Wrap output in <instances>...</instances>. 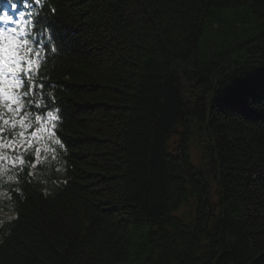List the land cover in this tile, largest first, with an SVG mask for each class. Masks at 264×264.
I'll return each instance as SVG.
<instances>
[{
  "label": "trees",
  "instance_id": "obj_1",
  "mask_svg": "<svg viewBox=\"0 0 264 264\" xmlns=\"http://www.w3.org/2000/svg\"><path fill=\"white\" fill-rule=\"evenodd\" d=\"M36 13L62 147L34 177H0V264H264V0Z\"/></svg>",
  "mask_w": 264,
  "mask_h": 264
},
{
  "label": "snow or ice",
  "instance_id": "obj_2",
  "mask_svg": "<svg viewBox=\"0 0 264 264\" xmlns=\"http://www.w3.org/2000/svg\"><path fill=\"white\" fill-rule=\"evenodd\" d=\"M21 2L29 7L26 0ZM34 3L40 5L42 0ZM19 8L16 0H0V176L6 184L19 183L23 175L34 177L32 169L43 165L48 153L55 159L53 145L62 147L56 138L61 117L51 107L54 98L44 93L45 35L51 33L40 25L42 21L50 25L51 21ZM12 191L19 193L18 188Z\"/></svg>",
  "mask_w": 264,
  "mask_h": 264
},
{
  "label": "rangeland",
  "instance_id": "obj_3",
  "mask_svg": "<svg viewBox=\"0 0 264 264\" xmlns=\"http://www.w3.org/2000/svg\"><path fill=\"white\" fill-rule=\"evenodd\" d=\"M196 134L194 133V135ZM178 139H179L178 136L173 134L171 136L172 144H174V142H176ZM204 143L205 141H203L202 137L200 136H192L191 138V141L189 144L190 159H191V162L196 167L205 168L208 162L207 155L205 154L203 150ZM213 193H214V190H213ZM212 200H216V196L214 194L212 195ZM192 213H193V210L190 206H182L177 212V214H183L186 217H189L190 214Z\"/></svg>",
  "mask_w": 264,
  "mask_h": 264
}]
</instances>
